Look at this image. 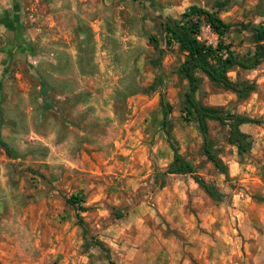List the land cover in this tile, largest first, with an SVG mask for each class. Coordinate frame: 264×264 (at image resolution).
Listing matches in <instances>:
<instances>
[{
  "label": "rangeland",
  "instance_id": "374dc122",
  "mask_svg": "<svg viewBox=\"0 0 264 264\" xmlns=\"http://www.w3.org/2000/svg\"><path fill=\"white\" fill-rule=\"evenodd\" d=\"M197 8L242 24L222 38L235 52L253 48L247 26L264 23V0H0V135L10 146L9 154L0 147V264H119L115 251L104 262L97 247L83 246L75 210L65 201L78 191L90 231L94 225L119 246L173 232L178 245L172 260L181 262L186 252L199 264H260L264 60L254 69L228 72L255 82L243 98L198 73L202 103L257 120L241 126L252 142L242 156L227 142V127L207 121L213 152L228 167L226 179L203 154L196 119L185 110L188 85L177 73L184 53L165 42L160 25L189 13L197 38L215 46L218 36ZM164 108L172 142L224 194L221 200L210 198L189 174L164 173L172 159ZM210 210L216 219L190 235L167 219L172 213L180 225L181 213Z\"/></svg>",
  "mask_w": 264,
  "mask_h": 264
},
{
  "label": "trees",
  "instance_id": "16d2710c",
  "mask_svg": "<svg viewBox=\"0 0 264 264\" xmlns=\"http://www.w3.org/2000/svg\"><path fill=\"white\" fill-rule=\"evenodd\" d=\"M219 7L224 2H219ZM195 13L200 14L210 28L217 34L218 42L215 46L207 45L197 38L198 26L192 20L189 13L183 12L175 18H166L160 22L163 30L165 42L176 43L178 49L184 53V59L177 67V73L182 76L188 85L185 93L186 113L193 114L200 133L203 138L202 151L206 158L212 162L214 167L222 173L225 178L229 177L227 165L222 159L213 152V147L208 139L207 121H217L220 125L227 127V142L235 146L237 154L242 156L250 152L252 142L250 135L243 131L242 124L257 122L245 114L226 112L221 106L208 105L202 103L196 96L200 85L202 73L211 84L217 85L223 89L230 90L238 97L243 98L255 89V82L248 79H232L228 72L235 69L250 70L256 68L264 60V23L248 24L247 31L251 34L254 45L253 48L245 53H237L231 48V45L224 43L222 38L226 33L233 30H241L242 24L227 22L223 20L217 10H207L197 8ZM154 41L155 47H158V39L153 34H148ZM1 85V82H0ZM46 91V89H44ZM44 108H49L47 100H44ZM167 109L162 110V126L166 134V140L172 149V159L164 170L167 174H189L199 187L214 200H221L224 194L212 183L206 181L196 172L193 164L182 156L178 148L171 140L170 131L167 126ZM0 147L9 154L10 146L1 138ZM163 181H161V185ZM85 196L82 192L71 193L66 198V203L75 210L77 225L81 228L83 246L97 247L106 259L110 260L109 248L102 240L96 238L84 221L81 212L86 211L87 207L83 205Z\"/></svg>",
  "mask_w": 264,
  "mask_h": 264
},
{
  "label": "crops",
  "instance_id": "0c3cea01",
  "mask_svg": "<svg viewBox=\"0 0 264 264\" xmlns=\"http://www.w3.org/2000/svg\"><path fill=\"white\" fill-rule=\"evenodd\" d=\"M88 203L86 202V205H88ZM181 214L182 216L180 219L182 220V222H180V225L177 222H174V217L172 213L167 214V219L171 223V225H173L171 227H178V229H180V231H182L184 235H190L193 232H196V233L200 232V229H201L200 227L204 224H207L208 218L209 220L213 221L214 219H216V215H217V213L213 212L212 210H210L209 212H205L204 215L201 212L200 213L191 212V213H181ZM198 217L203 218V222H198L197 221ZM90 228H91L92 234L96 238H99L100 240H102L104 244L109 248L110 254H113L114 251L118 253L119 256L116 257V261L119 264H199L201 263L199 261L198 263H196L197 260H194V262H192L193 258H191V256L186 252L182 253L184 259L181 262L172 260L173 257H176L175 251L177 252L176 247L178 245V241L174 238L173 232L169 236H165V237H162V236L155 237L154 232H152L150 233L149 237H146V242H143L145 240V237L140 239L142 241V244H140V246H135V245L134 246H125V245L119 246L118 243H116L112 238L104 236L100 230L94 227V225H90ZM108 229L110 230L111 227H109ZM158 239H160V241ZM196 239H201V236L197 237L196 235ZM115 240L119 241V238H116ZM189 241H192V239H189ZM164 242H167L174 248H172V250L169 248V251H168V246L166 245L167 248L164 249L162 246V243ZM195 243H196V240H195ZM150 244H154V246L156 247L155 251H152L150 250V248H148ZM146 247L148 248L147 251L145 249ZM189 250L191 251L193 257H199L197 256L195 252L196 251L195 247H191ZM163 254H165L166 257H172L171 261L163 262V261H160V259H157V256L161 257ZM103 261L105 262L108 260L105 257ZM259 262L260 264H264V258H261Z\"/></svg>",
  "mask_w": 264,
  "mask_h": 264
}]
</instances>
